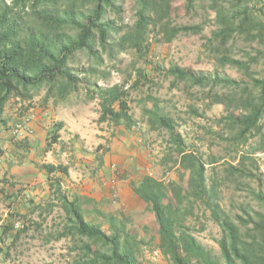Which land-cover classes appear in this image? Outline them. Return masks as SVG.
I'll list each match as a JSON object with an SVG mask.
<instances>
[{
	"label": "rangeland",
	"instance_id": "374dc122",
	"mask_svg": "<svg viewBox=\"0 0 264 264\" xmlns=\"http://www.w3.org/2000/svg\"><path fill=\"white\" fill-rule=\"evenodd\" d=\"M120 4L123 10L117 20L127 30L136 19L135 4L133 0H123ZM252 6L264 25V1H256ZM171 9L167 19L171 27L200 25L202 32H180L168 40L162 24L151 26L142 53L128 49L116 61L107 60L105 67L111 74L107 83L99 81L102 85L124 83L129 88L130 112L136 124L130 133L122 134L108 123L97 121L96 134H88L90 138L83 142L82 160L72 154L74 150L65 139V131L51 150L44 152L58 108L99 112L98 101L86 102L81 91L54 106L53 99L44 102L46 88L43 86L31 102L20 105L11 102L14 104L10 106L11 112L17 117L24 113L22 121L33 129L28 145L20 142L21 146L16 148L15 159L22 164L26 156H33L39 163L67 165L69 174L56 172L47 177L33 166L34 175L29 182L11 178V188L6 191L13 192L15 199L0 232L4 225L11 224L12 228L3 235L1 246L8 253L0 254V264H88L84 245L108 251L109 245L73 231L61 236L73 223L65 200L73 201L75 197L80 199L85 219L100 224L107 233L112 234L123 225L121 242L128 237L139 264H172L159 247L153 213L146 210V204L133 190V183H139L144 175L182 187L183 195L188 196L181 206L182 223L214 257L221 258L219 240L223 230L206 204L210 198L240 226L246 239L252 240L253 224L244 225L239 219H255L256 213H264L254 196L256 192H264V140L261 136L247 141L238 139L239 125L233 118L247 111L243 101L251 93L242 89L256 87L252 79L264 75V30L257 38L252 36L255 31L251 35L237 32L220 46L213 36L219 25L210 0H200L190 12L185 0H175ZM24 16L27 23H35L29 11ZM224 56L251 61L249 72L229 63L221 64ZM87 58L86 53H77L75 67L86 68ZM173 66L204 76L209 83L199 86L177 80L169 73ZM138 77L140 83L135 85ZM223 77L238 85L229 86L214 80ZM254 92L257 94V90ZM29 103L31 106H27ZM153 109L173 119L184 148L199 155L205 163V200L196 199L190 193L189 184L184 182L187 175L184 179L180 176L182 172L176 162L180 155L170 133L150 124L148 111ZM83 127L92 129V121L90 126ZM20 135L26 137L24 133ZM60 143L67 146L65 150L58 147ZM31 162L27 161L28 165ZM50 181L55 184L53 188ZM170 192L173 196V190ZM19 229L21 232L17 234Z\"/></svg>",
	"mask_w": 264,
	"mask_h": 264
},
{
	"label": "trees",
	"instance_id": "16d2710c",
	"mask_svg": "<svg viewBox=\"0 0 264 264\" xmlns=\"http://www.w3.org/2000/svg\"><path fill=\"white\" fill-rule=\"evenodd\" d=\"M121 1L123 0H0V130L9 129L12 132L10 137L14 145L21 146L22 142L27 146L28 138L16 141L17 133L13 131L17 124L12 123L13 114L8 116L11 113L10 106L14 105L11 102L15 101V105L31 102L43 86L46 88L44 102L53 99L54 106L66 102L72 94L83 91L86 102L98 101V123H108L112 129L121 131L122 134L130 133L136 124L130 112L129 88L124 83H99L100 80L107 83L111 74L106 70V61H116L128 49L141 54L151 26L153 28L162 24L168 40L180 32H202L200 25H169L167 19L175 0H133L136 19L126 30L117 20L123 10ZM185 1L188 12L200 4V0ZM256 1L260 0H210V7L216 13L219 25V30L213 36L220 46L226 44L237 32L251 35L255 31L253 37L262 36L264 25L252 6ZM26 11L32 13L34 24L27 23L24 16ZM77 53L87 54L86 68L79 70L75 67ZM250 62L228 56L220 59L221 64L229 63L247 72L250 70ZM169 73L177 80H186L194 85L209 83L206 77L179 66L171 67ZM139 80L140 77L136 79L135 85L140 83ZM214 80L229 86L238 85L236 81L225 77ZM252 81L256 87L242 89L243 92L251 93L243 101L247 111L238 118H233L239 125L236 137L242 141L255 136H261L264 140V75L262 78H253ZM256 90L257 94H254ZM27 106H31L30 103ZM148 114L150 124L165 128L176 142V150L180 155L176 162L182 172V179L187 175L184 182L189 184L190 193L196 199L205 200V163L199 155L184 148L173 119L154 109L149 110ZM19 116H24V113L21 112ZM14 117H17L16 114ZM229 117L232 118L233 115ZM63 126V122L55 123L51 138L43 147L44 152L50 151L53 144L58 142ZM76 145L79 149L77 154L80 155H75L81 159L84 146L78 142ZM4 155L5 150L0 147V157ZM32 162L34 168L47 177L56 172L69 174L67 165L39 163L34 157ZM49 185L50 188L55 186L51 181ZM133 190L146 204V210L153 213L158 227L159 247L172 264H264V213H256L255 219H239L244 225L253 224L251 232L254 234L252 240L248 241L247 235L225 214L221 206L210 201L211 198L208 199L206 204L211 210V216L223 230V236L219 240L221 258H216L182 223L181 206L188 196L183 195L180 185L174 182L168 185L163 180L144 175L139 183H133ZM172 190L173 196H170ZM254 196L264 210V192H256ZM65 202L73 223L61 236H67L73 231L110 247L104 252L94 250L91 245H84L86 256H89L88 264H139L128 237L121 242V232L125 230L123 225L109 234L100 224L85 219L79 197ZM11 228V224L4 225L0 232V254L8 253L1 242L3 235ZM20 232L21 229L17 234Z\"/></svg>",
	"mask_w": 264,
	"mask_h": 264
},
{
	"label": "crops",
	"instance_id": "0c3cea01",
	"mask_svg": "<svg viewBox=\"0 0 264 264\" xmlns=\"http://www.w3.org/2000/svg\"><path fill=\"white\" fill-rule=\"evenodd\" d=\"M56 112L57 116L55 122L64 123V126L59 133L63 134V132L65 131L67 134V137L65 139L68 140L69 145H72L70 149L74 150L72 154L79 153V149L76 145V142L83 144L86 138H90L88 134H96V124L99 118V112H90L89 110L88 112H85L82 111L80 108H78L77 111L74 112L73 109H67L66 107L58 108ZM11 114L13 113H9L8 116H12ZM22 118V116H18L17 118L14 117L12 123L16 122V124H19L22 122ZM91 121L92 129L83 127V125L90 126ZM32 131V127L30 128V126H28L25 130L23 129L20 134L24 133L27 137L30 136ZM11 133L12 132L9 129L7 131L0 130V147L5 150V155L0 157V227L2 226V223L5 218L8 216V213L11 212L13 208V204L10 203L13 202V200L15 199V194L13 192L8 193L6 191L7 188L9 190L11 188L9 187L11 180L19 178L21 181L29 182L34 175V172L32 171L33 162L29 164L30 166L27 163V161L33 159V156H26L22 164L19 163L17 159H15L16 155H18L15 153L16 148L20 147V145L16 146L12 143L10 137ZM20 134H17L16 141L21 138H26L21 137ZM27 138L28 140H31L32 137L30 136ZM30 144H32L31 141ZM64 146L65 145L63 143H60L58 147L65 150L67 146ZM5 183H7L6 186Z\"/></svg>",
	"mask_w": 264,
	"mask_h": 264
},
{
	"label": "built area",
	"instance_id": "2783aa9c",
	"mask_svg": "<svg viewBox=\"0 0 264 264\" xmlns=\"http://www.w3.org/2000/svg\"><path fill=\"white\" fill-rule=\"evenodd\" d=\"M27 127V123L25 121H22L21 123L17 124L13 132L19 134L23 129H26ZM113 166L115 167V165Z\"/></svg>",
	"mask_w": 264,
	"mask_h": 264
}]
</instances>
